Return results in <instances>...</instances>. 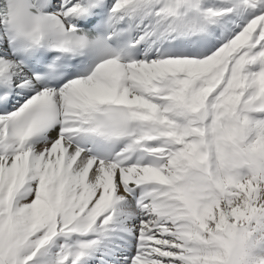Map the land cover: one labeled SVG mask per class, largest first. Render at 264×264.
<instances>
[{"label":"snow or ice","instance_id":"obj_1","mask_svg":"<svg viewBox=\"0 0 264 264\" xmlns=\"http://www.w3.org/2000/svg\"><path fill=\"white\" fill-rule=\"evenodd\" d=\"M0 264H264V0H0Z\"/></svg>","mask_w":264,"mask_h":264}]
</instances>
